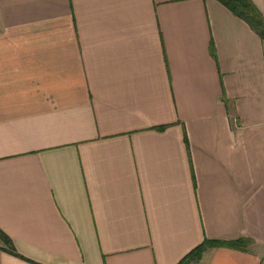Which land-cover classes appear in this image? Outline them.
<instances>
[{
  "label": "crops",
  "instance_id": "obj_1",
  "mask_svg": "<svg viewBox=\"0 0 264 264\" xmlns=\"http://www.w3.org/2000/svg\"><path fill=\"white\" fill-rule=\"evenodd\" d=\"M0 231V264H264L263 39L218 0H0Z\"/></svg>",
  "mask_w": 264,
  "mask_h": 264
},
{
  "label": "trees",
  "instance_id": "obj_2",
  "mask_svg": "<svg viewBox=\"0 0 264 264\" xmlns=\"http://www.w3.org/2000/svg\"><path fill=\"white\" fill-rule=\"evenodd\" d=\"M225 7H227L231 12H233L236 16L240 17L244 21H246L249 26L260 35V37L264 41V16L257 8L253 0H218ZM1 239L11 245L9 239L0 231ZM249 244V240L247 239H237V240H212V239H204L199 245L193 248L182 260V262H188L190 259H198L204 249L207 246L214 247H228L233 249H244Z\"/></svg>",
  "mask_w": 264,
  "mask_h": 264
}]
</instances>
